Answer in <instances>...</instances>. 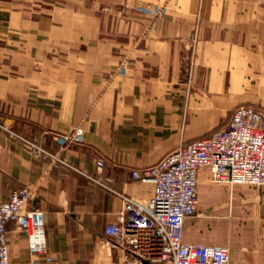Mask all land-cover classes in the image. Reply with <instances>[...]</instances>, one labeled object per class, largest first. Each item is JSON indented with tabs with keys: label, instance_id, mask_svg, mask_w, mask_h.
Returning a JSON list of instances; mask_svg holds the SVG:
<instances>
[{
	"label": "crops",
	"instance_id": "0c3cea01",
	"mask_svg": "<svg viewBox=\"0 0 264 264\" xmlns=\"http://www.w3.org/2000/svg\"><path fill=\"white\" fill-rule=\"evenodd\" d=\"M241 106L264 109V0H0V125L67 163L34 157L0 126V201L32 187L53 264H123L126 250L106 235L121 195L155 196L132 172ZM201 177L184 242L264 264V188ZM8 232L12 264H49L13 222Z\"/></svg>",
	"mask_w": 264,
	"mask_h": 264
},
{
	"label": "built area",
	"instance_id": "2783aa9c",
	"mask_svg": "<svg viewBox=\"0 0 264 264\" xmlns=\"http://www.w3.org/2000/svg\"><path fill=\"white\" fill-rule=\"evenodd\" d=\"M1 127L22 139L34 157H51L52 164H67L61 152L52 154L44 146ZM78 127L67 137L63 149L74 141ZM97 165L102 172L104 161L99 160ZM202 171L211 184L264 188V111L238 107L223 128L183 143L154 166L132 172L134 179L155 185V196L141 203L121 195L123 208L117 221L106 228V235L119 239L126 250L123 264H230L228 247L183 240L187 219L198 211ZM33 197L32 187L26 186L15 190L8 201H0V264H12L11 222L28 236L34 261H58L48 250L44 213L30 207Z\"/></svg>",
	"mask_w": 264,
	"mask_h": 264
},
{
	"label": "rangeland",
	"instance_id": "374dc122",
	"mask_svg": "<svg viewBox=\"0 0 264 264\" xmlns=\"http://www.w3.org/2000/svg\"><path fill=\"white\" fill-rule=\"evenodd\" d=\"M251 107H255V108H257V109H259V110H261V111H264V109L263 108H260V107H256V106H251ZM32 155V154H31Z\"/></svg>",
	"mask_w": 264,
	"mask_h": 264
}]
</instances>
